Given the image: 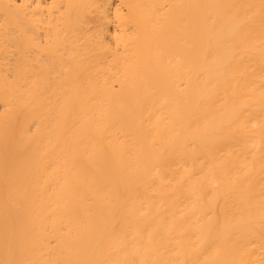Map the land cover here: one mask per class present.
Segmentation results:
<instances>
[{"label":"bare ground","instance_id":"6f19581e","mask_svg":"<svg viewBox=\"0 0 264 264\" xmlns=\"http://www.w3.org/2000/svg\"><path fill=\"white\" fill-rule=\"evenodd\" d=\"M0 264H264V0H0Z\"/></svg>","mask_w":264,"mask_h":264},{"label":"rangeland","instance_id":"374dc122","mask_svg":"<svg viewBox=\"0 0 264 264\" xmlns=\"http://www.w3.org/2000/svg\"><path fill=\"white\" fill-rule=\"evenodd\" d=\"M46 1H49V0H46Z\"/></svg>","mask_w":264,"mask_h":264}]
</instances>
